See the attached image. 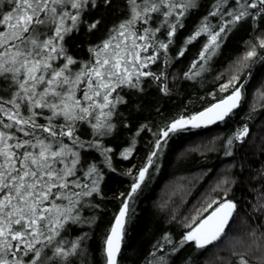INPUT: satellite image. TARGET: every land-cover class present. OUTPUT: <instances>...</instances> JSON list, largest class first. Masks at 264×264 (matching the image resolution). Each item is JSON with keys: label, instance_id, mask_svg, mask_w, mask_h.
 Masks as SVG:
<instances>
[{"label": "snow or ice", "instance_id": "6c2138e0", "mask_svg": "<svg viewBox=\"0 0 264 264\" xmlns=\"http://www.w3.org/2000/svg\"><path fill=\"white\" fill-rule=\"evenodd\" d=\"M114 3L0 0V264H79L87 233L68 236L78 226L93 223L94 217L85 213L97 207L94 200L102 196L101 164L111 167L115 155L106 138L119 127H131L132 113L125 116L120 107L129 105L133 93L143 96L149 78L158 83L159 91L168 93L163 68L156 72L150 66L166 62L172 38L184 26L182 18L198 6L196 0H123L124 18L106 30L105 39L89 43L88 58L79 60L67 40L81 31L88 36L99 31L105 16L94 13L106 14ZM209 17L219 21L211 25L214 31L204 22ZM249 20L264 22V0H214L187 43L209 33L200 53L205 60L210 48L220 46L230 25ZM257 47L264 49V38L244 59L256 57ZM238 81L234 75L221 84V91L233 88L226 99L187 120L173 121L163 136L188 124L200 127L205 120H223L241 100ZM141 107L134 104L137 112ZM147 129V124L141 125L135 135ZM247 135L245 127L235 138ZM227 143L231 145L232 139ZM154 147H161L159 139ZM131 150L126 148L121 155L127 159ZM89 152L103 157L101 163L89 159ZM146 172L147 168L139 171V182ZM139 182L133 184L132 193ZM236 207L225 199L185 241H195L201 249L219 241ZM127 212L128 204L123 203L106 237V264H118ZM237 244L227 264H264V232L257 238L250 229Z\"/></svg>", "mask_w": 264, "mask_h": 264}, {"label": "trees", "instance_id": "16d2710c", "mask_svg": "<svg viewBox=\"0 0 264 264\" xmlns=\"http://www.w3.org/2000/svg\"><path fill=\"white\" fill-rule=\"evenodd\" d=\"M196 3L182 18L184 26L172 38L164 55L166 62L150 66L156 72L163 68L168 93L159 91L158 83L149 78L144 95L133 93L129 105L120 107L125 116L132 113L131 127H119L114 136L106 138L115 155L111 167L101 164L102 196L94 200L97 207L85 213L94 217L93 223L78 226L68 236L74 239L87 233L79 264H105V240L123 203L128 204V212L118 264H227L239 237L247 238L250 229L257 238L264 232V49L257 47L256 57L244 59L264 38V22L230 25L220 46L201 60L205 34L190 44L187 39L200 28L214 0ZM94 15L105 16L99 31L90 36L81 31L67 40V47L79 60L88 58L89 43L105 39L106 30L124 18L123 0H115L106 14L101 10ZM204 22L211 27L219 21L209 17ZM234 75L239 77L236 86L242 85L241 102L224 121L205 128L185 127L163 138V131L173 121L187 120L231 94L232 87L221 91L220 86ZM136 103L142 105L138 112ZM144 124L148 129L135 135ZM245 127L248 135L237 140L235 134ZM157 139L159 149L154 147ZM126 148L132 149L127 159L121 155ZM94 157L98 164L103 160L98 153L89 152L88 158ZM144 168V180L132 193ZM225 199L237 205L226 235L203 249L185 241V234Z\"/></svg>", "mask_w": 264, "mask_h": 264}, {"label": "water", "instance_id": "95a60500", "mask_svg": "<svg viewBox=\"0 0 264 264\" xmlns=\"http://www.w3.org/2000/svg\"><path fill=\"white\" fill-rule=\"evenodd\" d=\"M230 95V94H229ZM228 95V96H229ZM228 96H226V97H224V98H222V99H226ZM221 100V99H220ZM220 100H218V101H216V102H214L213 104H211L210 106H208L207 108H209V107H211L212 105H214V104H217V103H219L220 102ZM240 102H241V100H240ZM240 102H239V105H240ZM239 105L236 107V108H234V109H232V111L228 114V115H226L225 117H224V119L223 120H217L215 123H208L206 120L205 121H203V122H201V124H200V127H192L191 126V124H188L187 125V127L188 128H192V129H197V128H205V127H209V126H212V125H215V124H217V123H220V122H222V121H224L231 113H233L238 107H239ZM207 108H205V109H203V110H201V111H199L198 113H196V114H194V115H198L200 112H203V111H205ZM139 177V176H138ZM137 182H139V179H137V181L135 182V183H137ZM140 184H141V182H139ZM218 207V205L213 209V210H211L201 221H203L204 219H206L208 216H210L211 214H212V212L213 211H215V209ZM235 213H236V210L234 211V213H233V217H232V219L229 221V226L231 225V223H232V221H233V219H234V216H235ZM200 221V222H201ZM200 222L197 224V226L200 224ZM113 226H115V221H114V223H113V225H112V227ZM196 226V227H197ZM111 227V228H112ZM124 227V226H123ZM195 227V228H196ZM229 228V227H228ZM228 228H226L225 229V232H226V230L228 229ZM123 232V231H122ZM109 234H110V232H109ZM108 234V235H109ZM121 239H122V233H121ZM194 242V244L196 245V242L195 241H193ZM120 243H121V241H120ZM207 246H209V245H207ZM206 246V247H207ZM196 247H197V245H196ZM199 248V247H198ZM119 257V256H118ZM117 260H118V258H117ZM105 264H106V255H105Z\"/></svg>", "mask_w": 264, "mask_h": 264}, {"label": "rangeland", "instance_id": "374dc122", "mask_svg": "<svg viewBox=\"0 0 264 264\" xmlns=\"http://www.w3.org/2000/svg\"><path fill=\"white\" fill-rule=\"evenodd\" d=\"M210 31H214L213 30V28L212 27H210ZM205 34V37H206V40H205V42H204V46H205V44H207L208 42H209V33H204ZM203 49H204V47H203ZM212 50V48H210L209 49V52ZM207 54V53H206ZM185 127H187V125L185 126ZM184 127V128H185ZM178 130H180V129H178ZM162 136H163V133H162ZM163 138H164V136H163ZM197 226V225H196ZM195 226V227H196ZM195 229V228H194ZM188 234V233H187ZM187 234H185V236L187 235Z\"/></svg>", "mask_w": 264, "mask_h": 264}]
</instances>
